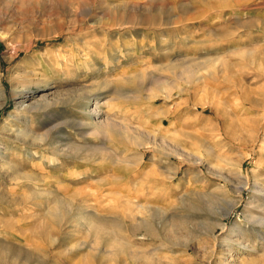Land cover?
<instances>
[{"label":"rangeland","instance_id":"1","mask_svg":"<svg viewBox=\"0 0 264 264\" xmlns=\"http://www.w3.org/2000/svg\"><path fill=\"white\" fill-rule=\"evenodd\" d=\"M4 151L0 264H264V0H0Z\"/></svg>","mask_w":264,"mask_h":264},{"label":"bare ground","instance_id":"2","mask_svg":"<svg viewBox=\"0 0 264 264\" xmlns=\"http://www.w3.org/2000/svg\"><path fill=\"white\" fill-rule=\"evenodd\" d=\"M21 96L23 97V98H26V96H25V93H22L21 94ZM30 108V107H29ZM93 112H94V110H93ZM99 112V111H98ZM97 113V111L95 112V114ZM88 114V113H87ZM99 116V115H98ZM97 116V117H98ZM99 118V117H98ZM98 123V122H97ZM96 123V124H97ZM100 123V122H99ZM98 123V124H99ZM107 123V122H106ZM101 124H102V122H101ZM103 125V124H102ZM105 125V124H104ZM112 125V124H111ZM110 125V126H111ZM105 127V126H104ZM103 126L101 127V128H104ZM108 127V126H107ZM28 131V130H27ZM98 131H102V130H100L99 128H98ZM26 132V131H25ZM29 132V131H28ZM105 132V131H104ZM114 132V134L115 135H119V133L117 132V131H113ZM19 133H21V135L23 134L22 132H19ZM18 133V134H19ZM27 133V132H26ZM16 134H17V132H16ZM28 134V133H27ZM30 134H32V133H30ZM20 135V134H19ZM26 135V134H25ZM28 136V135H27ZM32 136V135H31ZM24 137V136H23ZM35 137V136H34ZM44 137V136H43ZM42 137V138H43ZM17 138V137H16ZM18 138H21V137H18ZM27 138V137H26ZM25 138V139H26ZM32 139V138H31ZM30 139V140H31ZM38 139H41V137L40 138H38V136H37V141H40V140H38ZM18 140V139H17ZM23 140V139H22ZM29 140V141H30ZM44 140V139H43ZM42 140V141H43ZM25 141V140H24ZM36 141V142H37ZM41 141V142H42ZM135 142V141H134ZM28 143V142H27ZM138 143V142H137ZM24 144V143H23ZM32 144V143H31ZM30 144V145H31ZM18 145V144H17ZM37 145V144H36ZM26 147V146H25ZM32 147H34V146H32ZM27 148V147H26ZM29 148V147H28ZM19 150H21V152H22V150L23 149H21V148H18ZM17 149V150H18ZM55 149V148H54ZM53 149V150H54ZM58 149V148H57ZM18 150V151H19ZM26 152H30L29 150H27V149H24ZM54 151H56V150H54ZM59 153V152H58ZM63 153H64V151H63ZM8 155V154H7ZM6 155V151H4L2 154H0V164H1V170H2V172L3 173H5V174H7V175H12L13 174V178L11 179L12 181H22V180H24V177H23V175H20V174H18L17 173V166H18V163H16L13 159H10L8 156ZM19 155V154H18ZM26 155V154H25ZM29 157H31V156H29ZM9 158V159H8ZM32 159V158H31ZM89 159V158H88ZM48 160V159H47ZM49 163V162H48ZM54 164V163H53ZM54 168H55V166H54ZM59 169V168H58ZM19 173H21V172H19ZM29 174H31V173H29ZM29 176V175H28ZM38 176V175H37ZM27 177V176H26ZM42 177H43V175H42ZM29 178H31V176L29 177ZM41 178V177H40ZM33 179V178H32ZM38 179V178H37ZM43 179H45V178H43ZM27 180V179H26ZM36 181H38V180H36ZM43 181V180H42ZM45 181V180H44ZM243 189V188H242ZM242 189L239 191V192H242ZM259 192V191H258ZM238 194V193H237ZM259 194H261L262 196L261 197H263V201H264V190L262 189L260 192H259ZM229 208H227V210H225V212L223 213V215H222V219H226V218H228L229 216H231V214H233V212L235 211V209L237 208V202H235V201H231L230 203H229V206H228ZM256 208H257V206H256ZM259 208V207H258ZM247 212V211H246ZM244 213V215H245V219L247 220V221H251V222H254L255 224H260L261 226H264V218L263 219H260L259 217L257 218V217H255V215L254 216H252V214L251 215H249V214H247V213ZM85 220V219H84ZM223 222V221H222ZM248 222H246V224H238V226L236 225L235 227H236V229H237V231H236V233H237V237H239V235L240 236H246V234H247V231H248V229L250 228V225L249 224H247ZM88 226L90 227L91 226V228H92V225L93 224H91V222L89 221L88 223ZM221 228L222 229H225V225L223 224V223H221ZM231 233H233V232H231ZM235 234V233H234ZM233 234V235H234ZM216 239V238H215ZM239 240H241V238H239V239H236V240H233V237H229L227 240H225V241H228V243L229 242H238V243H240L239 242ZM240 245V244H239ZM248 248V247H247ZM246 249V248H245ZM2 251V250H1ZM2 254H3V252H2ZM1 256V255H0ZM11 257V256H10ZM9 258V257H8ZM12 259V258H11ZM254 264H258V263H254Z\"/></svg>","mask_w":264,"mask_h":264}]
</instances>
